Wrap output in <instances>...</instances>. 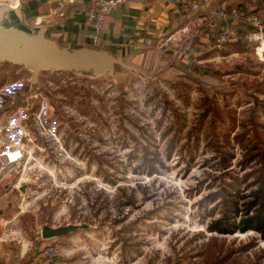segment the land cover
Returning a JSON list of instances; mask_svg holds the SVG:
<instances>
[{
	"label": "rangeland",
	"instance_id": "obj_1",
	"mask_svg": "<svg viewBox=\"0 0 264 264\" xmlns=\"http://www.w3.org/2000/svg\"><path fill=\"white\" fill-rule=\"evenodd\" d=\"M234 6L258 12L264 24V0L224 7ZM240 40L230 55L220 54L224 43H210L186 64L134 66L138 73L44 70L32 86L24 65L0 63V142L20 140L26 151L18 167L0 173L5 239L41 264L46 247L60 254L50 264H199L213 236L233 250L230 264H264V240L208 233L197 205L207 190L185 192L216 173L206 145L217 131L234 126L232 164L242 156L235 133L264 139V43ZM223 85L230 94L216 90ZM70 223L88 227L41 238L43 225Z\"/></svg>",
	"mask_w": 264,
	"mask_h": 264
},
{
	"label": "crops",
	"instance_id": "obj_2",
	"mask_svg": "<svg viewBox=\"0 0 264 264\" xmlns=\"http://www.w3.org/2000/svg\"><path fill=\"white\" fill-rule=\"evenodd\" d=\"M34 1L36 9L24 11V27L34 32L42 25H51L46 34L62 47L106 50L114 56L124 57L135 67H157L164 64L172 67V62L186 64L192 54L208 52L206 48H211L210 43L220 47L217 33L224 22L216 10L228 6L234 0H198L205 6L195 13L181 11L175 0H127L110 11L100 40L96 43L84 25L81 0ZM8 23L20 26L17 19L11 18ZM228 24L235 25V37L240 36L237 41L242 42L241 36L247 39V35L243 34V24ZM232 53L233 49L228 55ZM2 231L0 264H41L37 254L30 261V253L23 244L6 240Z\"/></svg>",
	"mask_w": 264,
	"mask_h": 264
},
{
	"label": "trees",
	"instance_id": "obj_3",
	"mask_svg": "<svg viewBox=\"0 0 264 264\" xmlns=\"http://www.w3.org/2000/svg\"><path fill=\"white\" fill-rule=\"evenodd\" d=\"M240 24H243L245 28L243 34L248 36L253 27L245 23ZM233 38L224 43V47L227 49L219 50L222 56L228 55L234 46L240 45V41L232 40ZM198 66H193V68H198ZM216 90L222 91L224 95L231 92L225 91L224 85ZM208 112L211 110L209 109ZM214 128H216L215 125H212L213 130ZM233 128L234 126H230L224 131H217L210 143L206 145L214 150L212 160H218L213 165V170L216 173H208L198 186L185 192L187 196H192L193 193L199 194L203 189L207 190L197 205L201 210V218L207 220L205 230L208 233L228 236L236 233L254 232L258 238L264 240V139L257 135L255 138L252 137L248 129L235 133L233 137L237 147L242 151V156L239 161L232 164L231 161L236 154L234 152L235 144L229 142V132ZM220 136L224 139L223 144L215 143L216 137ZM173 148L172 140L169 149ZM186 149L193 152L197 150V146L196 144L187 145ZM233 165L237 169H233ZM216 238L213 236L209 238V242L206 243L208 247L204 250L205 256L199 264H230L233 250L228 249L224 240L218 242V238Z\"/></svg>",
	"mask_w": 264,
	"mask_h": 264
},
{
	"label": "water",
	"instance_id": "obj_4",
	"mask_svg": "<svg viewBox=\"0 0 264 264\" xmlns=\"http://www.w3.org/2000/svg\"><path fill=\"white\" fill-rule=\"evenodd\" d=\"M34 0H18L15 6L0 2V62L24 65L31 71L28 83L32 86L38 82V75L44 70L71 71L85 76L97 77L117 68L139 72L124 57L114 56L106 50L90 47L65 48L46 34L49 24L42 25L36 31L24 27V11L35 10ZM17 19L20 26H7L9 19ZM32 184L19 187L25 192ZM87 224H66L56 227L43 225L41 238L50 239L67 235L78 229L87 228Z\"/></svg>",
	"mask_w": 264,
	"mask_h": 264
},
{
	"label": "built area",
	"instance_id": "obj_5",
	"mask_svg": "<svg viewBox=\"0 0 264 264\" xmlns=\"http://www.w3.org/2000/svg\"><path fill=\"white\" fill-rule=\"evenodd\" d=\"M127 0H81L84 25L90 30L89 36L93 42H98L102 35L106 18L110 11L125 3ZM179 9L186 13H195L204 8L198 0H175ZM224 25L220 28L219 44L227 42L235 37L236 29L228 23H245L253 28L247 38L251 42L262 44L264 41V24L258 12L250 11L244 6L220 7L216 10ZM26 151L24 142L14 141L7 137L0 143V173L5 167H18L25 159ZM56 247H46L41 251V257L48 264L52 263L58 256Z\"/></svg>",
	"mask_w": 264,
	"mask_h": 264
},
{
	"label": "bare ground",
	"instance_id": "obj_6",
	"mask_svg": "<svg viewBox=\"0 0 264 264\" xmlns=\"http://www.w3.org/2000/svg\"><path fill=\"white\" fill-rule=\"evenodd\" d=\"M0 2H6V3H8L11 6H15L18 3V0H14V1H2V0H0Z\"/></svg>",
	"mask_w": 264,
	"mask_h": 264
}]
</instances>
